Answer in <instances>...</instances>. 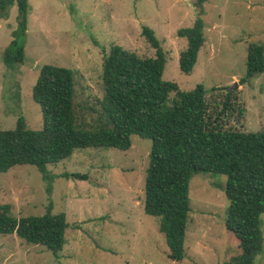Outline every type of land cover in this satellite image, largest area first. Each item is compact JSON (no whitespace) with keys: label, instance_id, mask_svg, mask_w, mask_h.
Segmentation results:
<instances>
[{"label":"rangeland","instance_id":"1","mask_svg":"<svg viewBox=\"0 0 264 264\" xmlns=\"http://www.w3.org/2000/svg\"><path fill=\"white\" fill-rule=\"evenodd\" d=\"M195 1L28 0L24 62L7 67L4 51L18 29V8L12 3L0 17V129L15 128L20 116L30 129L42 127L32 86L43 64L73 70L78 121L87 125L99 110L102 59L109 48L117 44L140 57L154 55L143 26L154 30L165 54L164 81L176 82L183 91L201 84L212 98L221 92L212 95V87L235 85L245 112L231 125L251 132L264 129V73L239 84L247 46L254 43L264 50V0H206L204 43L192 72L184 74L178 58L187 40L177 31L196 19ZM150 147V139L133 134L127 150L75 149L47 165L49 179L31 164L0 172V204H10L13 217L43 215L51 203V212L65 214L69 224L57 256L15 234H0V264H227L239 248L224 227L228 201L221 186L226 176L200 172L191 177L184 256L172 260L158 229L160 217L143 211ZM74 173L86 178L70 176ZM261 219L264 237V211ZM258 262L264 264V249Z\"/></svg>","mask_w":264,"mask_h":264},{"label":"trees","instance_id":"2","mask_svg":"<svg viewBox=\"0 0 264 264\" xmlns=\"http://www.w3.org/2000/svg\"><path fill=\"white\" fill-rule=\"evenodd\" d=\"M194 3L197 17L191 26L180 28L187 46L179 53V69L190 74L204 43L203 3ZM18 8V29L3 61L7 67L24 62L22 38L27 29L28 0H0V17L9 5ZM142 35L154 49L152 57H140L113 44L102 59L103 96L97 116L82 125L74 104V72L43 64L32 86V98L39 105L40 129H30L19 117L13 129H0V172L15 165H35L49 179L48 164L71 156L78 148L106 147L127 150L131 135L151 140L144 179L143 211L160 217L168 257L180 261L189 204V181L195 173L226 176L221 186L228 205L224 227L238 241L239 252L227 264H259L264 249L261 214L264 211V129L241 130L245 109L239 105L235 86L205 89L197 84L189 91L176 82L164 81L165 54L153 29L142 27ZM246 72L239 84L264 73V50L250 43ZM224 91V92H223ZM68 177V174H64ZM70 176L85 179L83 174ZM52 205L40 216L11 215L10 204H0V234H15L25 242L39 244L57 256L65 243L69 226L65 214H53Z\"/></svg>","mask_w":264,"mask_h":264}]
</instances>
